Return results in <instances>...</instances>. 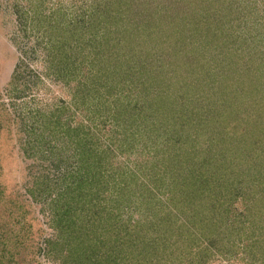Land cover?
I'll use <instances>...</instances> for the list:
<instances>
[{"label": "rangeland", "instance_id": "374dc122", "mask_svg": "<svg viewBox=\"0 0 264 264\" xmlns=\"http://www.w3.org/2000/svg\"><path fill=\"white\" fill-rule=\"evenodd\" d=\"M0 264H264V0H0Z\"/></svg>", "mask_w": 264, "mask_h": 264}]
</instances>
